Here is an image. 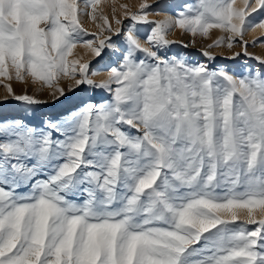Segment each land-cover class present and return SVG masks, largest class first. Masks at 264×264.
Instances as JSON below:
<instances>
[{
  "label": "snow or ice",
  "instance_id": "1",
  "mask_svg": "<svg viewBox=\"0 0 264 264\" xmlns=\"http://www.w3.org/2000/svg\"><path fill=\"white\" fill-rule=\"evenodd\" d=\"M98 3L0 0V77L40 83L54 101L65 77L69 91L106 94L38 124L0 120V264H264V75L212 67L209 51L166 55L179 28L218 29L209 49L250 56L244 33L264 28L250 17L264 0H193L162 20L141 0L121 6L125 19L113 9L116 27ZM77 44L105 67L69 60Z\"/></svg>",
  "mask_w": 264,
  "mask_h": 264
},
{
  "label": "rangeland",
  "instance_id": "2",
  "mask_svg": "<svg viewBox=\"0 0 264 264\" xmlns=\"http://www.w3.org/2000/svg\"><path fill=\"white\" fill-rule=\"evenodd\" d=\"M79 2V0H78ZM141 0H99L96 4L97 15L103 14L109 18L113 27H116L113 19V9H115V16L120 19H125L123 16L122 5H127L131 10H138V6ZM193 0H147V3L152 5L147 13L150 20H162L167 16L173 14L178 6H182L186 3H192ZM250 3H254V0H249ZM236 8H244V0H235ZM92 9L89 8L90 12ZM245 11H248L245 9ZM250 17L259 22L264 20V14L250 13ZM91 20L88 16L81 17V23L83 28L89 34H94L98 31L96 24L98 23ZM128 21L125 20V25ZM255 31L251 33L253 30ZM252 30V31H251ZM150 27L147 25L140 26L141 36L148 34ZM223 35V32L218 29L210 30V38H204L199 35L193 37L190 34L185 33L179 28L174 29L168 33L167 38L174 41L172 45L166 50V55L171 58L179 54L182 58L191 62H206L207 58L202 55L204 51H209L216 59L209 62L212 67L229 68L233 72H243L245 75L249 71L256 74L264 75V65L254 57L259 56L264 58V28L253 27L248 29L244 33V39L248 42L247 52L250 56L237 57L231 59L230 57L234 52H243V49L239 44H235L231 50L226 46L213 47L209 49L207 45L212 43L219 36ZM91 38L85 37V39ZM195 41L194 43L192 41ZM143 43V39H142ZM187 45V47H184ZM69 60L79 59L81 63L90 62V71L104 68L106 60L97 61V58L92 56L88 49H85L82 44H77L73 49V54L68 57ZM79 78V77H77ZM97 83L106 78V72H99L96 76H90ZM70 78H62L60 81L61 87L65 89V96L59 100L53 99L49 94L50 90L43 87L40 83L33 84L31 81L28 83L20 82L16 79L7 80L4 77H0V120L3 119H23L26 122L38 124L40 121L49 117H59L65 115L68 111L73 110L80 106L81 101L87 102L89 100L100 102L106 98V94L99 91L88 88L87 86H81L75 91H69V86L72 84ZM11 84L13 89V95L7 93L6 85ZM87 89V90H85ZM16 95H29L38 100L39 103L28 104L24 101H18L14 98ZM135 133V130H132ZM243 219V217L241 218ZM253 227V226H250Z\"/></svg>",
  "mask_w": 264,
  "mask_h": 264
},
{
  "label": "bare ground",
  "instance_id": "3",
  "mask_svg": "<svg viewBox=\"0 0 264 264\" xmlns=\"http://www.w3.org/2000/svg\"><path fill=\"white\" fill-rule=\"evenodd\" d=\"M252 30H253V31H252ZM252 30H251V31H252L251 33H253V32L255 31V29H252ZM68 112H69V111H68Z\"/></svg>",
  "mask_w": 264,
  "mask_h": 264
}]
</instances>
